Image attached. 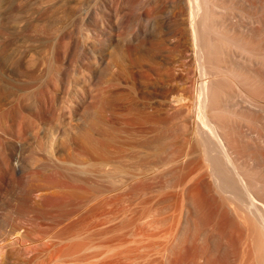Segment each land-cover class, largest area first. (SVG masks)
Returning a JSON list of instances; mask_svg holds the SVG:
<instances>
[{
  "label": "bare ground",
  "instance_id": "bare-ground-1",
  "mask_svg": "<svg viewBox=\"0 0 264 264\" xmlns=\"http://www.w3.org/2000/svg\"><path fill=\"white\" fill-rule=\"evenodd\" d=\"M119 99L164 117L129 166L100 175L103 159L78 155L111 157ZM167 160L207 264H264V0H0V240L66 222L71 186L121 169L146 185Z\"/></svg>",
  "mask_w": 264,
  "mask_h": 264
},
{
  "label": "rangeland",
  "instance_id": "rangeland-1",
  "mask_svg": "<svg viewBox=\"0 0 264 264\" xmlns=\"http://www.w3.org/2000/svg\"><path fill=\"white\" fill-rule=\"evenodd\" d=\"M176 71L180 69L176 67ZM123 101L111 100L110 115L105 116L107 126L115 133L109 145L111 157L89 152L78 155L85 161L103 159L100 175L118 164L129 166L134 154L144 151V141L156 135L164 117L143 116L137 109L120 108ZM168 161L161 164L163 171L157 178H147L150 173H146V185L133 187L137 177L128 180L121 169L115 182L102 180L103 188L71 186L68 189L77 204L70 213L73 215L58 226L51 219H36L27 225L31 240L23 235L24 228L0 240V264H207L204 234L197 230L195 217H189L190 227L185 226V200L180 193L184 183H180L181 177L168 173L174 160ZM206 166L202 155L195 153L189 168L197 176L207 172ZM138 175L145 176L143 168ZM237 221L241 224L239 218ZM59 230L66 232L65 238ZM57 231L62 233V241ZM249 238L245 234V250L251 245ZM45 241L55 243L47 247Z\"/></svg>",
  "mask_w": 264,
  "mask_h": 264
}]
</instances>
